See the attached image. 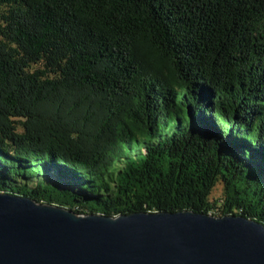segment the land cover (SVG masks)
Here are the masks:
<instances>
[{"label": "trees", "instance_id": "16d2710c", "mask_svg": "<svg viewBox=\"0 0 264 264\" xmlns=\"http://www.w3.org/2000/svg\"><path fill=\"white\" fill-rule=\"evenodd\" d=\"M0 193L264 223V0H0Z\"/></svg>", "mask_w": 264, "mask_h": 264}, {"label": "water", "instance_id": "95a60500", "mask_svg": "<svg viewBox=\"0 0 264 264\" xmlns=\"http://www.w3.org/2000/svg\"><path fill=\"white\" fill-rule=\"evenodd\" d=\"M0 264H264V223L195 211L80 215L0 193Z\"/></svg>", "mask_w": 264, "mask_h": 264}, {"label": "rangeland", "instance_id": "374dc122", "mask_svg": "<svg viewBox=\"0 0 264 264\" xmlns=\"http://www.w3.org/2000/svg\"><path fill=\"white\" fill-rule=\"evenodd\" d=\"M221 196V187H218L215 191H214V194H213V199H217Z\"/></svg>", "mask_w": 264, "mask_h": 264}]
</instances>
